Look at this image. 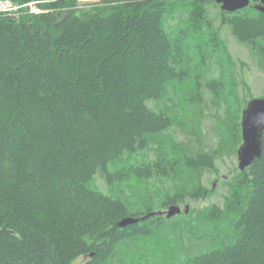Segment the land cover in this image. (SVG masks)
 <instances>
[{
  "label": "trees",
  "instance_id": "trees-1",
  "mask_svg": "<svg viewBox=\"0 0 264 264\" xmlns=\"http://www.w3.org/2000/svg\"><path fill=\"white\" fill-rule=\"evenodd\" d=\"M256 3L220 10L219 24L264 60V13ZM209 4L217 3L96 0L78 9L75 0H54L37 15L0 13V264H74L80 257L81 264H107L120 243L152 234L164 219L132 213L122 199L91 187L96 175L111 185L215 167L214 154L160 139L173 119L149 104L190 77L187 61L204 58L202 47L210 57L226 55ZM183 10L185 22L169 30L167 17ZM207 86L218 93L222 83L213 78ZM150 146L153 159L130 161ZM230 187L233 236L190 253L184 264H264V129L260 156ZM208 194L199 185L163 206ZM222 214L213 205L204 217Z\"/></svg>",
  "mask_w": 264,
  "mask_h": 264
},
{
  "label": "rangeland",
  "instance_id": "rangeland-1",
  "mask_svg": "<svg viewBox=\"0 0 264 264\" xmlns=\"http://www.w3.org/2000/svg\"><path fill=\"white\" fill-rule=\"evenodd\" d=\"M52 1L15 2L24 6L11 17L47 12L52 8L44 5ZM95 1L75 0L78 9ZM220 10L218 4L207 5L208 16L220 34L226 55L210 57L209 48L202 47L204 58L201 59L200 54V58L187 61L191 75L176 92L172 90L167 98L149 103L154 109H168L173 119L171 128L161 134L160 139L183 143L193 152L214 154L215 167L190 169L150 180L132 177L111 185L96 175L91 187L122 199L132 213L157 212L164 219L152 234L120 243L107 264H184L190 253H200L233 236L236 214L226 210V201L230 183L239 171L237 150L242 143L239 124L246 102L264 97V60L247 45L239 43L227 26H220ZM186 18L185 10L167 17L168 29L174 32ZM213 78L222 83L218 93L207 86ZM154 157V146H150L129 159L136 162ZM129 159L124 157L120 163ZM199 185L209 189L206 197L186 198L182 203L163 206L168 197L186 193ZM213 205L223 214L218 220L210 221L204 215ZM84 260L85 257H80L74 264Z\"/></svg>",
  "mask_w": 264,
  "mask_h": 264
},
{
  "label": "water",
  "instance_id": "water-1",
  "mask_svg": "<svg viewBox=\"0 0 264 264\" xmlns=\"http://www.w3.org/2000/svg\"><path fill=\"white\" fill-rule=\"evenodd\" d=\"M220 5V9L226 12L241 10L250 5L251 0H209ZM254 8L264 13V0H258ZM241 138L242 143L237 150L238 168L243 171L249 167L252 162L258 158L262 151V131L264 129V97H256L249 100L242 110L241 120ZM172 210L179 209L171 207ZM158 214L152 212L148 215ZM148 215L142 217H125L119 222V225L138 222Z\"/></svg>",
  "mask_w": 264,
  "mask_h": 264
},
{
  "label": "built area",
  "instance_id": "built-area-1",
  "mask_svg": "<svg viewBox=\"0 0 264 264\" xmlns=\"http://www.w3.org/2000/svg\"><path fill=\"white\" fill-rule=\"evenodd\" d=\"M24 5L17 4L12 0H0V13L12 16L17 13Z\"/></svg>",
  "mask_w": 264,
  "mask_h": 264
}]
</instances>
